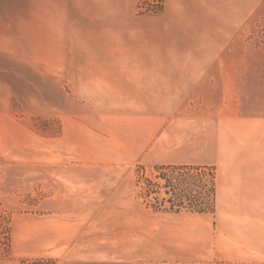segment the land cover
Instances as JSON below:
<instances>
[{"label": "rangeland", "instance_id": "obj_1", "mask_svg": "<svg viewBox=\"0 0 264 264\" xmlns=\"http://www.w3.org/2000/svg\"><path fill=\"white\" fill-rule=\"evenodd\" d=\"M129 1L141 17L164 3L117 7ZM225 19L237 31L206 34L204 50L222 63L85 65L78 76L69 65L61 81L53 65L50 80L21 86L0 118V264H237L219 251L216 153L229 127L264 129V0ZM85 22L69 25L68 45L80 37L86 58L107 36L125 46L118 28L95 36ZM175 168L215 174L214 213L155 209Z\"/></svg>", "mask_w": 264, "mask_h": 264}, {"label": "crops", "instance_id": "obj_2", "mask_svg": "<svg viewBox=\"0 0 264 264\" xmlns=\"http://www.w3.org/2000/svg\"><path fill=\"white\" fill-rule=\"evenodd\" d=\"M117 1L124 0H0V118L13 112L21 86L29 90L37 75L50 80L53 65H59L61 81L70 79L69 65L78 76L85 65L222 63L221 56L204 55L206 34L237 31L238 23L225 18L252 16L260 6V0H164L161 11L141 17L134 1L125 8ZM123 14L128 19L121 23ZM85 18L95 36L118 28L125 46L116 47L115 37L107 36L101 46L96 43L101 56L92 58L79 50L80 37L69 47V25L85 32ZM240 133L233 127L223 131L216 153L219 251L237 264H259L264 263V129Z\"/></svg>", "mask_w": 264, "mask_h": 264}, {"label": "trees", "instance_id": "obj_3", "mask_svg": "<svg viewBox=\"0 0 264 264\" xmlns=\"http://www.w3.org/2000/svg\"><path fill=\"white\" fill-rule=\"evenodd\" d=\"M163 0H158L162 3ZM181 170V171H179ZM161 178L165 181L163 186L168 196L156 197V210H160L164 203L169 206L164 210L179 212L187 209L191 212L214 213L216 210V180L215 174L209 173L205 176L199 168H175L173 171L162 174ZM160 184H153L152 188H160ZM154 192H160L155 190Z\"/></svg>", "mask_w": 264, "mask_h": 264}, {"label": "built area", "instance_id": "obj_4", "mask_svg": "<svg viewBox=\"0 0 264 264\" xmlns=\"http://www.w3.org/2000/svg\"><path fill=\"white\" fill-rule=\"evenodd\" d=\"M157 2H158V0H157Z\"/></svg>", "mask_w": 264, "mask_h": 264}]
</instances>
